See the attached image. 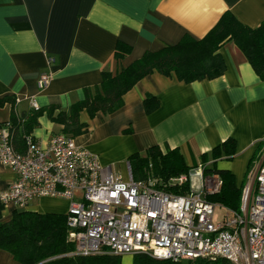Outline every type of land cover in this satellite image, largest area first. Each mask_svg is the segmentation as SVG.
I'll return each instance as SVG.
<instances>
[{
  "label": "crops",
  "instance_id": "crops-1",
  "mask_svg": "<svg viewBox=\"0 0 264 264\" xmlns=\"http://www.w3.org/2000/svg\"><path fill=\"white\" fill-rule=\"evenodd\" d=\"M226 11L256 27L264 20V0H0V98H21L17 110L32 107L30 98L39 107H68L83 98L85 87L100 82L103 70L114 72L185 34L201 38ZM118 41L130 46L121 64L113 58ZM219 52L226 69L215 78L187 83L173 73L153 71L125 92L123 105L111 114L90 117L80 111L88 129L73 140L97 154L106 171L127 179L129 156L148 147L177 148L192 166L233 138L235 154L220 166L229 168L236 187L243 188L264 140V82L233 41ZM48 57L54 58L50 64ZM45 70L52 78L40 90L37 80ZM147 95L159 102L151 112L143 106ZM9 114L8 105L0 108V120ZM38 120L31 135L45 145L56 125L45 114ZM14 179L0 162V191ZM68 207V199L40 197L24 208L3 205L0 221L15 209L66 214ZM0 264L20 263L0 249Z\"/></svg>",
  "mask_w": 264,
  "mask_h": 264
},
{
  "label": "built area",
  "instance_id": "built-area-1",
  "mask_svg": "<svg viewBox=\"0 0 264 264\" xmlns=\"http://www.w3.org/2000/svg\"><path fill=\"white\" fill-rule=\"evenodd\" d=\"M53 60L48 57V64ZM51 78L50 71H42L38 89ZM30 104L39 107L35 98ZM25 140V149L18 151L9 126H0V162L15 174L0 191V203L24 208L40 197L68 199V237L75 253L264 264V140L259 163L242 188L239 210L208 199L219 191L221 180L216 173L204 172L207 164L166 180L135 179L131 173L125 179L106 171L97 154L65 134H52L45 145L32 135ZM162 183L178 189L189 183L190 191H169ZM216 206L226 210L218 222Z\"/></svg>",
  "mask_w": 264,
  "mask_h": 264
},
{
  "label": "trees",
  "instance_id": "trees-1",
  "mask_svg": "<svg viewBox=\"0 0 264 264\" xmlns=\"http://www.w3.org/2000/svg\"><path fill=\"white\" fill-rule=\"evenodd\" d=\"M227 41H233L252 65L254 71L264 82V20L256 27L240 22L233 13L226 11L219 21L201 38L185 34L177 43L167 44L157 50H148L143 55L118 70H103L98 84L84 88L82 99L74 100L68 107L50 104L44 107L17 110L15 97L0 98V108L8 105V119L0 120V126L8 125L12 132L15 148L23 151L26 137L39 126V117L45 114L56 125V133L75 137L88 129V125L79 120V113L85 110L90 117L100 112L104 116L111 114L123 105V95L145 75L157 71L178 80L192 82L211 79L221 75L226 65L219 52ZM130 53V46L118 41L113 58L118 64ZM158 100L152 95L143 99L146 112L158 107ZM33 137V136H32ZM235 140L228 138L203 153L201 162L207 164L205 173H216L221 180L217 193L208 196L233 210H239L242 188L236 187L234 175L220 161L230 160L235 154ZM255 157V156H254ZM133 178L146 179L153 176L163 180L188 173L195 165L187 166L177 148L158 145L148 147L142 153L129 156ZM210 161V163H207ZM166 190L189 192V183L177 188L174 185L161 184ZM3 204L0 203V211ZM0 249L10 253L20 264H230L226 259H195L171 261L158 259L147 253L131 255L126 261L124 255L98 253L80 255L68 237L67 213H40L25 209H15L11 217L0 221Z\"/></svg>",
  "mask_w": 264,
  "mask_h": 264
},
{
  "label": "rangeland",
  "instance_id": "rangeland-1",
  "mask_svg": "<svg viewBox=\"0 0 264 264\" xmlns=\"http://www.w3.org/2000/svg\"><path fill=\"white\" fill-rule=\"evenodd\" d=\"M198 164H203V162L200 161L199 163L195 164V166H197ZM77 194L79 195L80 193L77 192ZM67 211H68V209H67ZM225 213H226V210H225L223 207H221V206H216V207H215V210H214V221H215V222L220 221V220L222 219V216H223ZM124 256H125V258H126V261H129V260H130L131 255H124Z\"/></svg>",
  "mask_w": 264,
  "mask_h": 264
},
{
  "label": "water",
  "instance_id": "water-1",
  "mask_svg": "<svg viewBox=\"0 0 264 264\" xmlns=\"http://www.w3.org/2000/svg\"><path fill=\"white\" fill-rule=\"evenodd\" d=\"M194 181H195V179L192 180V182H194Z\"/></svg>",
  "mask_w": 264,
  "mask_h": 264
}]
</instances>
